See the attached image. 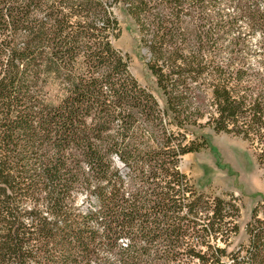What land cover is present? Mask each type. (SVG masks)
<instances>
[{"label": "trees", "instance_id": "1", "mask_svg": "<svg viewBox=\"0 0 264 264\" xmlns=\"http://www.w3.org/2000/svg\"><path fill=\"white\" fill-rule=\"evenodd\" d=\"M206 127L264 164V0H0V264H264V197L229 251L238 198L180 169Z\"/></svg>", "mask_w": 264, "mask_h": 264}, {"label": "rangeland", "instance_id": "2", "mask_svg": "<svg viewBox=\"0 0 264 264\" xmlns=\"http://www.w3.org/2000/svg\"><path fill=\"white\" fill-rule=\"evenodd\" d=\"M113 12L121 28L120 36L113 39V45L129 55V70L134 78L158 97L154 77L144 64L145 50L138 45L135 25L123 7H116ZM48 90L50 98L55 100L59 88L52 83ZM202 131L208 139V146L184 155L180 160V169L191 178L198 191L217 195L233 193L238 198L239 232L228 247L231 251L247 243L246 223L252 208L264 197V164L257 162V150L240 137L215 133L208 127ZM122 170L125 172L124 168ZM78 199L81 201L83 197L79 196ZM261 217L264 218L263 215Z\"/></svg>", "mask_w": 264, "mask_h": 264}]
</instances>
